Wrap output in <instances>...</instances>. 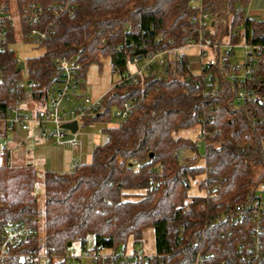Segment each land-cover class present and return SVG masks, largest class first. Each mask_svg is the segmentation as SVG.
I'll list each match as a JSON object with an SVG mask.
<instances>
[{
	"label": "trees",
	"instance_id": "1",
	"mask_svg": "<svg viewBox=\"0 0 264 264\" xmlns=\"http://www.w3.org/2000/svg\"><path fill=\"white\" fill-rule=\"evenodd\" d=\"M2 2L20 12L29 5L42 8L39 21H20L7 29L0 49L5 101L16 98L9 87L20 76L21 60L12 45L17 40L29 43L32 29H53L49 37L33 43L41 52L25 61L41 92L58 76L56 57L74 56L82 65L83 79L88 67L103 58L111 60L114 72H121L142 44L155 50L183 43L194 12L189 0ZM229 2L233 24L239 26L245 13L236 5L250 0ZM229 33L233 41L240 39ZM247 39L264 44V19H249ZM258 60L248 85L253 99L241 110H232L234 94L228 80L212 69L202 81L187 69L185 55L174 76L156 67L146 79L144 93L135 84L109 91L104 97L106 112L84 123L110 120L113 107L134 97L140 100L118 127L107 129L108 139L94 146L90 163L71 172L46 168L41 173L45 199L41 244L49 263L83 264L79 259L68 262L66 256L76 242L86 249L89 235L94 251L120 252L130 237L141 242L144 229L153 227L156 254L147 264H194L198 254L199 264H264V232L255 251L254 212L244 209L264 201L259 196L264 182V65ZM82 88L85 91L84 80ZM196 126V139L184 134ZM203 128L208 131L206 156L196 144ZM200 159L203 164L198 165ZM192 181L205 193L191 195ZM38 183L37 168L15 158L7 147L0 164V225L32 219L38 229L32 242L35 249L40 241ZM214 192L217 198L209 196ZM238 209L244 212L235 221L230 215ZM257 220L264 230V218Z\"/></svg>",
	"mask_w": 264,
	"mask_h": 264
},
{
	"label": "built area",
	"instance_id": "2",
	"mask_svg": "<svg viewBox=\"0 0 264 264\" xmlns=\"http://www.w3.org/2000/svg\"><path fill=\"white\" fill-rule=\"evenodd\" d=\"M189 2L193 6L194 12L190 17V29L185 28V31H188V36L184 42L168 48L157 47L155 50H149L145 44H142L139 50H146V53H136L128 61V63H134L137 69L132 71L127 63L126 69L120 72V77L111 91L135 84L140 85L142 93H144L146 79L153 74L156 67L166 74L174 76L178 62L183 55L187 57L186 67L191 71L190 55L187 50L194 47L198 50L201 69L200 74H194L201 76L202 81H207L208 74L212 69H216V72L230 83L234 94L232 110L235 107L237 110L245 108L247 102L253 99L248 85L249 81L255 78V61L259 59L264 65V44H254L248 41V21L257 19L253 17V13H263L264 8L252 12L251 0L248 4H237L236 8L245 13L244 22L237 26L233 24L234 10L229 0L224 3L218 0H189ZM41 12V7L36 8L29 5L20 12L5 2L0 3V49L6 41L9 25H18L20 21L28 23L39 21ZM52 32L53 29L49 27L43 30L32 29L28 41L32 44L36 43L49 37ZM229 32L238 34L240 39L233 41ZM238 46L243 47L244 60L234 63L232 59L236 57ZM209 51L213 54L210 55ZM257 54H260V58ZM54 66L58 74L57 78L50 87L39 92L38 81L33 80L32 72L25 62L23 69L20 70V76L12 81L9 87V92L17 96L15 99L7 101L4 100L6 95L2 90L3 78L0 70V164L3 162V156L7 150L4 140H8L9 137L12 139L13 135L36 129L47 145H79L81 143L79 138L81 121L105 113L108 109L104 101L105 96L92 99L86 95L82 88L84 80L81 75L82 65L74 56H58L54 59ZM112 67L114 68V66ZM216 91V88H213L212 94L215 95ZM36 92H39L38 100L34 96ZM139 100L140 98L134 97L124 101L120 107L113 109L111 119L106 121L113 123L112 127H118L120 121L127 118L137 106ZM73 121L78 122V129L72 137H68L71 131L64 128L63 125ZM207 134L208 131L205 128L197 133L198 148L206 145ZM204 156H206L205 153ZM130 162L135 163L136 160L131 159ZM79 164L74 161L72 168ZM209 196L218 197L215 192L209 193ZM259 196L264 200V182L260 186ZM244 209L254 212L255 226L252 228L251 238L255 241L253 249L257 251L261 240L260 236L264 232L257 219L260 216L264 218V201L257 200L252 206L246 205ZM243 212V209H238L230 216L238 221L242 219ZM37 231V226L32 219L0 225V264H50L49 255L44 246L40 244L35 249L32 245ZM150 257L142 249H134L130 253L126 250L118 252L101 249L99 251L86 250L84 256L81 257L70 252L66 259L68 262H74L77 259L82 262L84 259L86 264H97L98 261H103L106 264H147V259ZM200 260L201 255L198 254L194 264H199Z\"/></svg>",
	"mask_w": 264,
	"mask_h": 264
},
{
	"label": "rangeland",
	"instance_id": "3",
	"mask_svg": "<svg viewBox=\"0 0 264 264\" xmlns=\"http://www.w3.org/2000/svg\"><path fill=\"white\" fill-rule=\"evenodd\" d=\"M250 8L252 12H256L259 8H264V0H251ZM254 10V11H253ZM255 18L257 19H264V12L263 13H253ZM13 49L21 61H26L28 57L37 55L41 52V50L36 47L35 44L28 43L26 41L17 40L13 45ZM187 53L190 55V65H191V71L196 74L201 73L200 64H199V56H198V50L194 47L187 50ZM210 55L213 53L209 51ZM236 57L232 59V62H242L244 60V50L242 46H238L236 48ZM143 63V62H142ZM233 63V64H234ZM129 67L132 71H135L136 65L132 62L128 63ZM120 77V72L113 71L112 63L109 58H103L101 63H93L91 64L87 71L84 78L85 82V92L86 95L91 97L92 99H98L100 97L105 96L109 91H111V88L113 85L118 81ZM40 106V105H39ZM113 109H116L113 107ZM113 126V123H110L106 120H96L89 123H84V121H81L80 125V133L81 135L79 138H83L85 140L89 141H97L103 140L104 135L107 133V129L111 128ZM198 130V126L196 128H193L191 130L185 131L184 134L187 136L196 139V131ZM24 134H20V138L23 137ZM19 140H11L10 137L8 140H4L7 147L12 149L13 156L17 158L18 160L24 161V162H32L36 166L38 172H39V183L37 185V197H38V206L40 211V218H39V230H40V241L39 245L41 244L44 236V188L42 186V170L44 167L46 168H54L57 169V163H61L63 161V149L64 146H70V144H62L56 145L61 146V151L48 148L46 146H40L41 143H30L29 146H24V143ZM37 146L39 148H37ZM37 148V149H36ZM199 152L203 155L205 153V146H202L199 148ZM202 159V158H201ZM198 161V165L203 164V160ZM54 160V161H53ZM52 161L55 162V165L53 167ZM199 177V176H198ZM201 178H197L198 180ZM189 193L191 195L195 194H204L205 190H201L198 185L195 183V181H192L191 188L189 190ZM93 237L91 235L88 236L87 243H86V249H82L81 244L74 243L71 247V252L73 255L81 257L84 256L86 253V250L91 251L93 250ZM124 249L130 253L134 249H142L146 255L152 256L156 254V248H155V235H154V229L153 227H148L144 229L142 241L134 243L133 238H129L127 241V244L123 246ZM83 264H86V261L82 260Z\"/></svg>",
	"mask_w": 264,
	"mask_h": 264
},
{
	"label": "crops",
	"instance_id": "4",
	"mask_svg": "<svg viewBox=\"0 0 264 264\" xmlns=\"http://www.w3.org/2000/svg\"><path fill=\"white\" fill-rule=\"evenodd\" d=\"M20 134H24V138H20ZM13 140H19L22 139L21 141L24 143V146H29L30 143L34 144L36 143V145L38 143H41L40 146H46L48 148H53L59 150V152L61 151V146H56V144H45L42 140V137L39 133L38 130L36 129H32L30 132H25V133H19L17 135H13L12 137ZM11 139V140H12ZM108 136L107 133L104 135L103 140H97V141H89V140H85L83 138H81V143L79 145H71L70 146H63V161L61 163H57V169H54L52 167H50L49 169L56 171L58 173H66V172H71L73 170L72 168V163L74 161L79 162L80 164L83 163H90L92 161V151L95 145L98 144H103L107 141ZM30 142V143H29ZM37 148H39L37 146ZM36 148V149H37ZM54 161V160H53ZM52 161V165L54 167L55 162ZM32 163V162H30ZM34 165V163H32ZM35 166V165H34ZM36 167V166H35ZM44 169H46V167H44ZM43 169V170H44ZM42 170V172H43Z\"/></svg>",
	"mask_w": 264,
	"mask_h": 264
},
{
	"label": "water",
	"instance_id": "5",
	"mask_svg": "<svg viewBox=\"0 0 264 264\" xmlns=\"http://www.w3.org/2000/svg\"><path fill=\"white\" fill-rule=\"evenodd\" d=\"M137 53L139 54H141V53H146V50H139V51H137ZM24 61H21L19 64H18V66H17V71H20L21 69H23V67H24ZM188 80H190V77H188ZM63 127L64 128H67V129H69L70 131H71V134H69L68 135V137H72L73 136V133H75L76 131H77V129H78V122L77 121H73V122H71V123H67V124H64L63 125ZM72 246V243L70 242L69 243V247H71Z\"/></svg>",
	"mask_w": 264,
	"mask_h": 264
}]
</instances>
